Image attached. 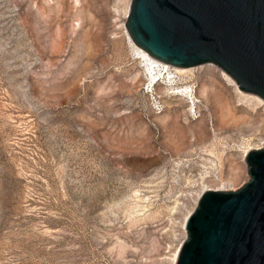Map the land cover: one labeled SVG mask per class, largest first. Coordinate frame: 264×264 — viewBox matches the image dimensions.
<instances>
[{"label":"rangeland","instance_id":"obj_1","mask_svg":"<svg viewBox=\"0 0 264 264\" xmlns=\"http://www.w3.org/2000/svg\"><path fill=\"white\" fill-rule=\"evenodd\" d=\"M123 11L0 0V264H175L203 185L249 178L264 101L207 64L186 73L204 121L165 87L155 115Z\"/></svg>","mask_w":264,"mask_h":264},{"label":"water","instance_id":"obj_2","mask_svg":"<svg viewBox=\"0 0 264 264\" xmlns=\"http://www.w3.org/2000/svg\"><path fill=\"white\" fill-rule=\"evenodd\" d=\"M132 42L171 67L211 64L264 101V0H132ZM237 190H205L184 222L175 264H264V147Z\"/></svg>","mask_w":264,"mask_h":264},{"label":"bare ground","instance_id":"obj_3","mask_svg":"<svg viewBox=\"0 0 264 264\" xmlns=\"http://www.w3.org/2000/svg\"><path fill=\"white\" fill-rule=\"evenodd\" d=\"M132 0H123V13H124V17L127 18V14L129 12V7H130V3H131ZM124 32H125V35L127 37V40L134 52V55L136 57V60H138V62L140 64L143 65L144 69L146 70V80L145 81H148L150 83H153L155 80H156V76L159 77V74H161V70L163 68V66L160 64L159 61L151 58L146 52H144L143 50L139 49L137 46H135V44L132 42V40L130 39L127 31H126V28L124 27ZM207 65V64H206ZM210 65V64H208ZM202 66V65H201ZM201 66H197V67H192V68H179V67H173L175 69V71L180 74V75H183V74H186V73H190L192 72L194 69L196 68H199ZM220 72H221V75L229 82L231 83L235 90L237 91L238 95L241 97V99L245 100V99H253V100H256L258 102H262L263 100L254 95V94H248V93H243L241 92L236 83L233 81L232 78H230L226 73H224L221 69H220ZM186 75H189V74H186ZM190 78V77H189ZM190 80V79H189ZM189 80H186L185 83H181V84H177V83H174L172 80L170 79H167L164 76H162V82L158 85L157 87L155 88V92L156 90L159 88V87H165L164 90L165 92L167 93L168 91H172L173 94H177L179 96H182V95H185L183 98L186 99V103L188 104L189 106V101H188V98L191 99V102L195 105V102L196 103H199V98L200 99H203L204 101H210V96H209V90L207 89V86L205 84H201L199 90H198V97L196 96V87L197 85L195 86V89H194V95H192V89L191 87L188 85L189 84ZM197 107V106H196ZM188 111V110H186ZM162 113V112H161ZM159 113V114H161ZM159 114H155V115H159ZM200 117V114L197 118L193 119L192 121H195L197 120L198 118ZM198 122H202L204 121L202 118L199 120H197ZM264 147V142L263 143H260V144H257V145H254V146H248L244 149L243 151V157H245L246 153L250 150V149H260ZM237 168V167H236ZM233 169H235L233 167ZM231 180V179H230ZM229 179L227 181L231 182ZM247 180L246 179H241V180H236L235 178L232 180L233 182L230 184V186H227L226 184L228 183L227 181H223V180H217V179H209L208 181L211 182V183H216V186H210V185H203V187L199 190L198 192V195L196 197V200L199 199L200 195L202 194V192H204L205 190H237L239 187H241L245 181ZM207 183V182H206ZM197 201L195 202V205H196ZM195 207V206H194ZM193 207V208H194ZM193 208L191 210H189V212H187V214L184 216V219H183V224H182V228L184 229V222H185V219L187 218V216L189 215V213L193 210ZM184 232H185V229H184ZM185 238V237H184ZM184 240V239H183ZM178 248L179 246L176 248V250L174 251V254H173V262H175L176 260V257H177V253H178Z\"/></svg>","mask_w":264,"mask_h":264},{"label":"built area","instance_id":"obj_4","mask_svg":"<svg viewBox=\"0 0 264 264\" xmlns=\"http://www.w3.org/2000/svg\"><path fill=\"white\" fill-rule=\"evenodd\" d=\"M160 64L163 66L162 70H161V74H159V77L156 76V80L153 83H150L148 81H145L144 83V92L146 94H148L151 97V109L152 112L154 114H159L161 112H163L164 110V104L158 100L157 98H155L153 95L155 94V88L157 87L158 83L160 84L162 82V76L165 75V77L167 79L172 80L174 83L177 84H183L185 83V80H189V75L183 74L180 75L178 74L175 69L173 67H171L168 64H164L162 62H160ZM187 77V79L185 78ZM189 86L192 89V95H194V89H195V85L194 83L191 81V83H189ZM189 101V115L190 117L193 119L197 118L199 116V111L196 107V102L195 105L191 102V99L188 98Z\"/></svg>","mask_w":264,"mask_h":264}]
</instances>
